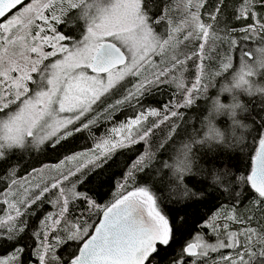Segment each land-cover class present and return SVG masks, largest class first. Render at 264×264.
Wrapping results in <instances>:
<instances>
[{
  "label": "snow or ice",
  "instance_id": "1",
  "mask_svg": "<svg viewBox=\"0 0 264 264\" xmlns=\"http://www.w3.org/2000/svg\"><path fill=\"white\" fill-rule=\"evenodd\" d=\"M0 264H264V0H0Z\"/></svg>",
  "mask_w": 264,
  "mask_h": 264
}]
</instances>
